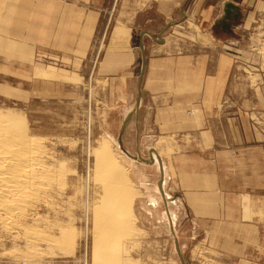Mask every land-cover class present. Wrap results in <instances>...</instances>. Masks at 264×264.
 <instances>
[{"label": "crops", "instance_id": "crops-1", "mask_svg": "<svg viewBox=\"0 0 264 264\" xmlns=\"http://www.w3.org/2000/svg\"><path fill=\"white\" fill-rule=\"evenodd\" d=\"M197 2L47 0L40 12L39 0H0V56L19 64L27 49L31 62L46 54L75 72L92 58L90 76L126 112L143 45L133 126L149 128L163 139L161 152H171L168 188L181 197L195 247L212 255L204 264H264V79L232 88L231 55L216 53L218 43L232 45L239 24L246 31L262 2L204 0L198 12ZM40 14L50 21L40 24ZM102 16L112 23L107 39L94 36Z\"/></svg>", "mask_w": 264, "mask_h": 264}, {"label": "rangeland", "instance_id": "rangeland-1", "mask_svg": "<svg viewBox=\"0 0 264 264\" xmlns=\"http://www.w3.org/2000/svg\"><path fill=\"white\" fill-rule=\"evenodd\" d=\"M203 2L198 0L197 12ZM261 2L262 11L255 14L246 31L237 26L231 46L216 45V53L231 55L232 88L252 87L260 83L259 77L264 79V0ZM39 8L46 11L47 0H39ZM105 18L100 19L95 38L107 39L112 23ZM49 21L50 16L40 14V24ZM218 37L223 39L222 31ZM138 56L142 57L140 48ZM29 59L27 49L19 64L0 56V114L8 111L23 117L29 134L41 139L49 152L44 157L51 156L53 170L60 168L65 175L61 189L60 185L52 187L51 198H47L50 206L45 203L49 208L40 202L34 212L35 220L40 216L38 229L44 228L45 235L58 241L49 247L39 243L35 257L25 261L15 250L25 251L23 241H10L9 234H0V264H204L210 260L209 251L195 247L193 224L180 195L168 188L163 166L171 152H161L163 139L149 128L133 126L140 107L139 103L136 110L138 93L135 97L132 88L128 91L131 100L126 105L131 110L114 109L105 86L90 76L92 58L84 59L78 72L69 70L68 62H53L46 54L40 53L32 62ZM140 72L141 62L138 76ZM115 97L123 96L118 93ZM141 98L142 93L140 102ZM118 106L125 107L121 102ZM151 158L152 164L145 162ZM122 180L131 196L121 206L119 197L126 189ZM69 237L72 240L66 243ZM13 250L17 251L14 255Z\"/></svg>", "mask_w": 264, "mask_h": 264}, {"label": "bare ground", "instance_id": "bare-ground-1", "mask_svg": "<svg viewBox=\"0 0 264 264\" xmlns=\"http://www.w3.org/2000/svg\"><path fill=\"white\" fill-rule=\"evenodd\" d=\"M42 143L41 139L29 134L23 117L8 111L0 114V234L5 236L9 234L12 237V239L8 237L10 241L15 239L23 241L22 245L25 251L16 248L15 250L19 252L13 250L12 253L14 255L17 252L16 255L21 256L25 261L35 257L39 243H44L49 247L57 240V238L52 239L49 235H45L44 228L43 230L38 229L37 221L39 222V220L37 219L40 216L39 218L37 216L35 220L36 214H34L35 210L40 207V202L50 206L47 198L53 192V185H63L65 177V175L64 177L61 175L62 169L55 166L57 170H53L54 164L52 168L51 156L50 158L44 157L47 150H44ZM47 153L49 152L47 151ZM114 180L116 181L115 176ZM122 182L124 183L123 186H126V181L122 180ZM61 185L59 186L60 189ZM130 194L131 190L127 185L125 192L119 197L122 200L121 206L125 202L126 204L129 203ZM47 205L45 204V206ZM42 219L41 223L45 220ZM58 232L60 233V231ZM69 239L72 240L70 237L65 239L66 243L70 242Z\"/></svg>", "mask_w": 264, "mask_h": 264}, {"label": "water", "instance_id": "water-1", "mask_svg": "<svg viewBox=\"0 0 264 264\" xmlns=\"http://www.w3.org/2000/svg\"><path fill=\"white\" fill-rule=\"evenodd\" d=\"M140 50H141V53H142V57H141V72H140V75H139V79L141 80L143 69H144V63H145V59H144V55H143V45H140ZM140 97H141V92L139 91L138 92V98L136 99V110L139 107ZM130 116H131V114H128V116L124 120L122 129L125 127V125H126L128 119L130 118ZM145 162L149 163V164H152L153 163V159L151 158L149 161L145 160ZM159 165H160V162H159ZM160 185H161V181L159 182V188H160V191H161ZM177 251H178V249H177Z\"/></svg>", "mask_w": 264, "mask_h": 264}]
</instances>
